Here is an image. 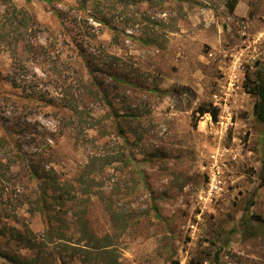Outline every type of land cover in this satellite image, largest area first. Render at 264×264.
Returning a JSON list of instances; mask_svg holds the SVG:
<instances>
[{"label": "rangeland", "instance_id": "374dc122", "mask_svg": "<svg viewBox=\"0 0 264 264\" xmlns=\"http://www.w3.org/2000/svg\"><path fill=\"white\" fill-rule=\"evenodd\" d=\"M232 1L13 0L34 29L0 49V135L24 154L7 172L0 153V229L46 228L35 167L63 197L51 215L112 238L121 264H264V126L246 89L264 72V0ZM203 105L218 121L195 125Z\"/></svg>", "mask_w": 264, "mask_h": 264}, {"label": "trees", "instance_id": "16d2710c", "mask_svg": "<svg viewBox=\"0 0 264 264\" xmlns=\"http://www.w3.org/2000/svg\"><path fill=\"white\" fill-rule=\"evenodd\" d=\"M237 4V0H233L229 4L230 12L235 11ZM2 5L5 8L4 12H0V49L9 48L14 43L16 47H19L24 42L25 47H31L30 42L26 43L25 36L29 29H34V19L27 11L18 8L13 0H3ZM55 14L59 15L58 12ZM99 20L104 25H109L108 20ZM86 64L92 78L90 89L96 88V93L106 97L111 86L98 83V75L101 71L97 69L98 67H93L89 59ZM109 76L115 82V86L129 83L125 77L116 73H111ZM11 80L12 84L16 83L15 80ZM248 83L246 85L247 92L257 98L254 105L255 118L264 126V72L259 70L255 79L248 77ZM207 113L211 114L214 121H218L220 109L217 106L203 105L195 113V125ZM121 133L124 134L125 131L121 130ZM0 153L3 154L2 160L5 161L2 163V167L7 172H10L17 160H21L24 156L22 145L15 141L8 129L6 131L3 129L0 135ZM31 178L33 180L41 179L37 198L33 202V212H40L45 216L47 226L40 234L35 233L29 227L23 230L12 227L1 228L0 238L9 237V241L5 245L0 244V264H121L117 253L118 248L112 238H96L91 233L87 222L71 223L59 214L51 215L49 200H52L53 204L58 203L61 207L64 203L61 195L58 197L52 195L56 186L52 177L34 167L31 171ZM254 217L258 221H262L261 218ZM74 227H79L78 239L68 235L71 229L76 230ZM23 251H27V253H23Z\"/></svg>", "mask_w": 264, "mask_h": 264}, {"label": "built area", "instance_id": "2783aa9c", "mask_svg": "<svg viewBox=\"0 0 264 264\" xmlns=\"http://www.w3.org/2000/svg\"><path fill=\"white\" fill-rule=\"evenodd\" d=\"M214 159H216V163L212 167V171L209 175V190L211 194L220 192L224 184L223 173L220 168L222 158H219V156H215Z\"/></svg>", "mask_w": 264, "mask_h": 264}]
</instances>
